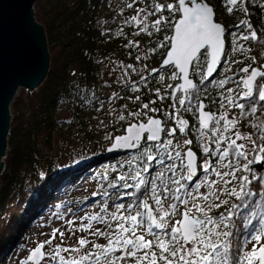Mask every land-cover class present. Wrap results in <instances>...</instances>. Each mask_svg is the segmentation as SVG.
<instances>
[{
	"label": "snow or ice",
	"instance_id": "snow-or-ice-1",
	"mask_svg": "<svg viewBox=\"0 0 264 264\" xmlns=\"http://www.w3.org/2000/svg\"><path fill=\"white\" fill-rule=\"evenodd\" d=\"M251 2L222 0L229 15L241 11L246 17L227 33L231 54L243 55L250 51L248 41L262 40L250 19ZM254 6L264 9V3ZM124 7L134 14L123 18L112 32L115 38L127 39L126 27L135 36L153 37L165 29L171 34L135 55L139 64L166 49L159 67L143 64L147 75L121 61L110 69H119L112 81L118 90L107 100L95 92L75 97L82 106L102 112L106 103L125 99L122 92L134 94L143 87L155 96L142 102L141 96L128 95L140 102L138 108L121 104L105 113L119 126L105 133L106 150L128 154L112 167L108 189L115 191L102 193L119 202L110 206L105 200L99 212L83 217L87 223L70 234L87 235L77 236L73 246H65V233L55 229L20 264H264V64L253 67V58L252 64L232 71L239 61L226 52V29L215 21L207 0H129ZM118 15H124L123 8ZM124 47L139 49L140 41L128 40ZM220 72L224 76L217 79ZM149 77L160 86L149 88ZM209 84L219 90L210 101ZM166 100L170 103L164 108L152 106ZM182 113H191L194 122ZM99 123L107 127L109 121ZM178 134L185 138L179 140ZM190 137L198 141L199 154L190 147ZM237 227L246 231L240 234L244 243L233 251ZM57 235L60 242L45 252ZM101 239L104 243L96 242Z\"/></svg>",
	"mask_w": 264,
	"mask_h": 264
},
{
	"label": "trees",
	"instance_id": "trees-1",
	"mask_svg": "<svg viewBox=\"0 0 264 264\" xmlns=\"http://www.w3.org/2000/svg\"><path fill=\"white\" fill-rule=\"evenodd\" d=\"M115 1L36 0L34 3L38 15L35 20L45 31L50 65L46 78L39 88L31 93L20 89L10 105L11 121L7 136V151L3 162L4 171L0 174V261L21 237V229L25 225L34 223L38 211L45 208L48 196L57 190L62 191L81 171L86 170L83 174L87 175L96 167L95 165L102 167L103 172L99 179H103L105 175L109 177L107 181L103 179L102 182L105 184L102 185V190L103 192L107 190L109 193L114 191L108 189V184L115 175L112 167L127 158V155L113 157L100 155L84 164H71L66 170L57 172V169L47 166L45 170L39 169L42 159L38 147L39 141L46 142V145L50 142L57 124L55 116L60 111L68 113V119L64 123L72 128L78 126L81 134L85 136L88 134L89 138H87L94 140L95 133L92 129L94 108L82 106L75 97L81 93L91 95L92 92L99 96L97 84L100 58L126 60L128 57L131 58L129 63H134L135 55L141 54L149 47H154L165 34H171L165 29L161 33H154L153 37L147 40L143 34L132 35V28L126 27L124 32L127 34V39L123 35L115 38L112 36V32L116 31V26L113 25L116 16L114 7H119L120 11L123 8L124 16L132 15V10L129 11L124 7L129 0L126 4V0H117L116 4ZM207 3L214 7L216 21L223 23L229 31L234 29L239 20L246 18L241 11H233L229 15L222 5V0H207ZM260 3H264V0H252L247 5L254 28L262 34L261 41L247 43L250 51L242 56L244 62H252L255 58L256 63L253 66L264 63V20H261L264 9L254 6ZM222 9L227 13L224 14ZM105 31L107 34L102 36L101 33ZM128 40H139L140 48L135 50L125 48L124 45ZM130 52L131 56H129ZM165 53L166 49H159L156 56L152 55L148 68L159 67ZM238 65H232L233 72L238 71ZM138 71L141 75H147L145 73L147 70ZM223 76L224 74L217 79ZM138 79L139 77L134 75V80ZM159 86L154 78L149 77V88ZM116 88L118 90V86ZM218 91L213 84H209V101L217 98ZM122 94L125 100H128V95H139L142 102L155 99V96L143 87L140 92L134 94L122 92ZM209 101H206L208 107L215 111L216 106ZM131 102L136 106L134 109L139 107L140 102ZM169 103L170 101L167 100L163 104L158 101L157 105L152 106L164 108ZM182 114L184 118L189 119L190 124L194 122L195 118L191 113ZM240 127L242 131H248L243 124ZM190 138L194 140L190 147L199 154L198 141L195 137ZM104 158L108 161L102 166L101 163L105 162L102 160ZM43 163L45 164L44 161ZM90 166H92L90 170L86 169ZM260 191L264 192V188ZM116 202L119 201L116 200L114 203ZM244 231L246 230L241 227L235 229L233 251L244 243L240 239V234Z\"/></svg>",
	"mask_w": 264,
	"mask_h": 264
},
{
	"label": "rangeland",
	"instance_id": "rangeland-1",
	"mask_svg": "<svg viewBox=\"0 0 264 264\" xmlns=\"http://www.w3.org/2000/svg\"><path fill=\"white\" fill-rule=\"evenodd\" d=\"M127 1L128 0L125 1V4ZM169 2H171V0H169ZM114 3L116 4L117 0ZM33 9L35 19H37L38 15L36 14L37 11L34 6ZM128 10L130 11V9ZM114 11L116 12V16L115 20L113 21V25L116 26V30H118V26L126 16L118 15L120 12L119 7H114ZM132 14H134L133 10ZM143 35L147 38V40L151 39V37H148L145 34ZM150 48L152 47L147 49ZM153 56H156V54ZM151 58L152 55H150L149 59L146 61H142L139 64L135 63L134 61L133 64L138 70H141L143 64H151ZM130 60L131 58L128 57L126 60L100 58L99 81L97 87L99 91V97L101 99L107 100L111 93L117 90V85L112 83V81L118 74L119 69H117L116 73H110V69L115 67V64L121 61L127 64L130 62ZM145 73H147V71ZM132 79L134 80V75L132 76ZM105 81L108 82L107 85L105 84ZM167 82L175 83L173 81ZM121 104H127L129 109H136H134L135 105H133L131 101L123 99L119 101H113L112 104L106 103L104 106V111L102 112H97L95 109L93 110L92 129L95 133L94 140L88 139V134L86 136L81 134L78 126L72 128L68 124L64 123V121H67L68 119V113L65 111L58 112L55 116L57 122L56 128L50 138V142L48 145H46V142L43 143L42 141H39V155L42 159L40 161L41 167L39 169L45 170L47 166V168L57 169L58 172L61 170H66L71 166V164H84V162H88L91 159L104 154L105 148L109 145V141L105 139V133L113 131L114 128L119 127L118 125H114L112 123L113 117L106 116L105 113L113 106H116L119 110V105ZM101 120L109 121L107 127H104L99 123ZM115 133L119 134L118 132H114V134ZM178 139L182 141L184 137L178 134ZM42 161H44L45 164H42ZM95 166L96 167L87 175L83 174L86 172V170L81 171L74 180L69 182L67 186L62 189V191H60L61 189L57 190L48 196L45 208L38 211L36 214L38 216H36L35 220L33 221L34 223L25 225L21 229V238L15 242L14 247L9 250L7 255L0 261V264H20L21 261L26 260L29 252L34 249L38 243L49 240L53 230L55 229H59L65 233V246H73L77 236L87 235V233L77 231L76 235L73 236L70 234V232L73 228H79L82 222L87 223V221L83 220L82 218L88 214H96L99 212L100 208L103 207L105 202L106 197L102 196V185L105 183L102 182L103 179H99V176L102 175L103 168L99 169L100 166ZM91 167L92 166L86 167V169L90 170ZM116 200V196H111L110 200H107V203L111 206ZM130 200L131 198H128L126 202H130ZM110 210L114 209L110 207ZM70 220L75 221V223L70 225L68 223ZM59 242L60 238L59 235H57V239L53 241V244L46 245L44 251L49 252ZM96 242L104 243L102 239ZM43 264H51V261L45 260L43 261Z\"/></svg>",
	"mask_w": 264,
	"mask_h": 264
},
{
	"label": "water",
	"instance_id": "water-1",
	"mask_svg": "<svg viewBox=\"0 0 264 264\" xmlns=\"http://www.w3.org/2000/svg\"><path fill=\"white\" fill-rule=\"evenodd\" d=\"M35 2L0 0V174L7 151L10 105L20 89L36 91L49 70L46 35L35 20ZM117 152L124 151L106 150L107 154Z\"/></svg>",
	"mask_w": 264,
	"mask_h": 264
},
{
	"label": "flooded vegetation",
	"instance_id": "flooded-vegetation-1",
	"mask_svg": "<svg viewBox=\"0 0 264 264\" xmlns=\"http://www.w3.org/2000/svg\"><path fill=\"white\" fill-rule=\"evenodd\" d=\"M226 10H224V9H222V12H224V14H226L227 12H225ZM215 14H216V11H215ZM215 21H216V18H215ZM217 23H220V22H218V21H216ZM220 24H222L223 26H224V28L226 29V37H225V39H226V52L231 56V59L232 60H236V61H239V63H235V64H239L238 65V69L237 68H235V69H237V70H239L240 68H242V67H244V66H247V65H249V64H252V62H244L243 60H242V56L244 55H242L241 53H239V52H237V53H235V54H231V52H230V49H231V43H230V40L228 39V36H227V33L228 32H232V31H236V27L234 26V29H232V30H230L229 31V29L228 28H226V26L223 24V23H220ZM249 42V41H248ZM247 42V43H248ZM247 46V45H246ZM238 58H240V60L238 59ZM252 66H253V64H252ZM253 67H256V66H253ZM233 69L234 68H232V71H233ZM218 71H219V69H218ZM230 73V72H229ZM222 74H224L223 72H220V75L219 76H221ZM218 76V77H219ZM117 155H121V154H117ZM122 155H128V154H122Z\"/></svg>",
	"mask_w": 264,
	"mask_h": 264
},
{
	"label": "bare ground",
	"instance_id": "bare-ground-1",
	"mask_svg": "<svg viewBox=\"0 0 264 264\" xmlns=\"http://www.w3.org/2000/svg\"><path fill=\"white\" fill-rule=\"evenodd\" d=\"M5 159V158H4ZM4 159H3V162H4Z\"/></svg>",
	"mask_w": 264,
	"mask_h": 264
}]
</instances>
